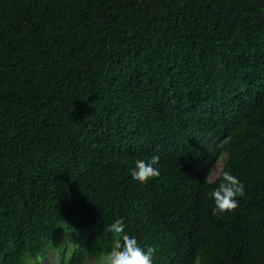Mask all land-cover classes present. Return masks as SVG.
Wrapping results in <instances>:
<instances>
[{"label":"trees","instance_id":"1","mask_svg":"<svg viewBox=\"0 0 264 264\" xmlns=\"http://www.w3.org/2000/svg\"><path fill=\"white\" fill-rule=\"evenodd\" d=\"M114 219L152 264H264V0H0V264H88Z\"/></svg>","mask_w":264,"mask_h":264},{"label":"clouds","instance_id":"2","mask_svg":"<svg viewBox=\"0 0 264 264\" xmlns=\"http://www.w3.org/2000/svg\"><path fill=\"white\" fill-rule=\"evenodd\" d=\"M159 156L152 155L146 160H137L131 169V179L137 184L149 182L159 175ZM208 181L215 183L209 193L213 202V215L223 214L237 207V197L244 195V184L230 170L217 168L208 174ZM107 231L112 236V246L109 251L98 257L97 264H152L153 248L143 247L136 237L126 230L123 219H114ZM56 264V258H53ZM64 264H67L65 259ZM192 264H201L199 255L193 257Z\"/></svg>","mask_w":264,"mask_h":264},{"label":"rangeland","instance_id":"3","mask_svg":"<svg viewBox=\"0 0 264 264\" xmlns=\"http://www.w3.org/2000/svg\"><path fill=\"white\" fill-rule=\"evenodd\" d=\"M223 160H224V158H222L220 161H218V162L212 167L211 172H212V171H215L217 168H222V162H223ZM71 241H72V240H71ZM54 257H55L56 260H57V254H55ZM97 261H98V260H93V261L90 260V261L88 262V264H97ZM40 264H50V261L47 259V260L41 262Z\"/></svg>","mask_w":264,"mask_h":264}]
</instances>
